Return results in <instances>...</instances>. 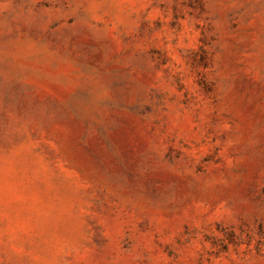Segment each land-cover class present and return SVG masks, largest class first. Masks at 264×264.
<instances>
[{"label":"rangeland","instance_id":"1","mask_svg":"<svg viewBox=\"0 0 264 264\" xmlns=\"http://www.w3.org/2000/svg\"><path fill=\"white\" fill-rule=\"evenodd\" d=\"M0 264H264V0H0Z\"/></svg>","mask_w":264,"mask_h":264}]
</instances>
